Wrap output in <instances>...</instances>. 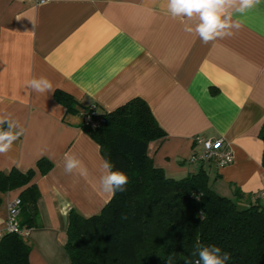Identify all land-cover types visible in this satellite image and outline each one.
<instances>
[{
  "label": "crops",
  "instance_id": "obj_1",
  "mask_svg": "<svg viewBox=\"0 0 264 264\" xmlns=\"http://www.w3.org/2000/svg\"><path fill=\"white\" fill-rule=\"evenodd\" d=\"M232 19L240 27L231 36L204 43L185 31L197 21L173 18L167 0H0V113L22 130L0 154V172H26L41 158L52 163L35 177L39 216L25 237L31 264H70L63 248L69 211L88 217L111 198L100 190L106 158L81 128V107L67 111L54 98L57 90L99 111L144 100L165 132L148 154L168 176L203 165L222 195L252 196L264 187V0ZM40 77L55 91H32L28 82ZM197 136L222 138L233 162L190 163L203 151ZM66 154L86 175L65 172ZM17 195L1 196L0 231Z\"/></svg>",
  "mask_w": 264,
  "mask_h": 264
},
{
  "label": "trees",
  "instance_id": "obj_2",
  "mask_svg": "<svg viewBox=\"0 0 264 264\" xmlns=\"http://www.w3.org/2000/svg\"><path fill=\"white\" fill-rule=\"evenodd\" d=\"M54 98L69 112L89 109L59 90ZM97 112L105 123L91 127L82 122L81 128L105 149L112 170L122 171L128 183L97 214L69 211L63 248L70 264H195L197 242L220 247V255L228 253L225 264H264V204L237 190L233 197L218 193L203 165L181 178L155 167L149 143L165 132L144 100L134 98L112 111ZM51 167L41 158L26 172H0V202L3 194L18 191L19 224L25 230L39 216L35 177ZM30 251L24 236L5 233L0 264H31Z\"/></svg>",
  "mask_w": 264,
  "mask_h": 264
},
{
  "label": "clouds",
  "instance_id": "obj_3",
  "mask_svg": "<svg viewBox=\"0 0 264 264\" xmlns=\"http://www.w3.org/2000/svg\"><path fill=\"white\" fill-rule=\"evenodd\" d=\"M261 0H167V10L173 18H182L187 21H197L194 25L186 23L185 31L198 36L202 42L209 43L217 38L231 36V29L240 27L238 20L232 19V13L241 15L256 7ZM28 86L36 93L54 92L51 81L45 77L33 78ZM0 154L8 153L13 143L22 135V130L16 131L17 124L9 115L0 113ZM65 172L72 173L80 169L81 175H86L87 170L82 167L81 161L74 155H65ZM100 190L108 196H114L117 191H124L128 177L122 171H113L112 165L104 159L100 165ZM195 264H225L229 254L222 253L218 246H200ZM196 255V253H193Z\"/></svg>",
  "mask_w": 264,
  "mask_h": 264
},
{
  "label": "built area",
  "instance_id": "obj_4",
  "mask_svg": "<svg viewBox=\"0 0 264 264\" xmlns=\"http://www.w3.org/2000/svg\"><path fill=\"white\" fill-rule=\"evenodd\" d=\"M47 0H34L39 5L45 3ZM97 107L91 106L88 110H82L80 112L82 122L85 125L91 127H98L105 123V117L99 115ZM194 142L203 146V151L198 154H194L189 158V162L192 164H201L205 162H213L216 167H224L230 165L233 162L232 152L224 145L222 138L215 139H203L199 136L194 138ZM254 200L264 204V187L260 188L252 194ZM21 200L19 197H14L9 200L7 204V218L5 229L0 231V239L5 233H13L26 237L28 235V229H23L19 224Z\"/></svg>",
  "mask_w": 264,
  "mask_h": 264
},
{
  "label": "water",
  "instance_id": "obj_5",
  "mask_svg": "<svg viewBox=\"0 0 264 264\" xmlns=\"http://www.w3.org/2000/svg\"><path fill=\"white\" fill-rule=\"evenodd\" d=\"M102 154H103V156H104L105 158H107L108 154H107V152L105 151V149H102Z\"/></svg>",
  "mask_w": 264,
  "mask_h": 264
}]
</instances>
